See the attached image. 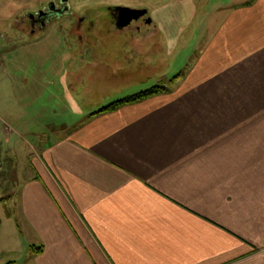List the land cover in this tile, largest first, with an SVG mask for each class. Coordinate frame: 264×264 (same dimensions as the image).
<instances>
[{"label":"crops","instance_id":"crops-1","mask_svg":"<svg viewBox=\"0 0 264 264\" xmlns=\"http://www.w3.org/2000/svg\"><path fill=\"white\" fill-rule=\"evenodd\" d=\"M219 20L157 95L59 125L32 99L9 111L4 141L31 158L0 264H264V0Z\"/></svg>","mask_w":264,"mask_h":264},{"label":"rangeland","instance_id":"rangeland-1","mask_svg":"<svg viewBox=\"0 0 264 264\" xmlns=\"http://www.w3.org/2000/svg\"><path fill=\"white\" fill-rule=\"evenodd\" d=\"M50 1L58 0H0V211L5 215L31 158L13 155L4 141L9 111L18 113L32 99L44 107L46 120L59 125L62 118L75 117L72 111L86 116L152 86L176 85L203 49L210 27L227 9L254 0H68L69 14L43 33L30 34L26 16ZM113 6L145 8L152 23L117 28L108 10ZM51 91L55 97L47 96ZM26 108L22 117L35 115V104ZM30 135L22 139L21 151L25 141L37 148Z\"/></svg>","mask_w":264,"mask_h":264},{"label":"flooded vegetation","instance_id":"flooded-vegetation-1","mask_svg":"<svg viewBox=\"0 0 264 264\" xmlns=\"http://www.w3.org/2000/svg\"><path fill=\"white\" fill-rule=\"evenodd\" d=\"M51 2H54L55 6L53 5V7L51 6V9H47V5ZM49 3H47L46 6L42 7L41 9H38L37 11L31 12L34 14L33 17H28L29 15L26 16V22H27V26H28V30L29 33L32 35H35L37 33L41 34L43 33L48 27L49 25L55 21V20H59L61 19L64 15L69 14V10L67 12H64L62 15H51V13L49 12H55L56 10L60 9L63 5H61L58 1H50ZM114 7H125L128 9H137V10H146V13L140 17H138L136 20H132L129 24H127L124 27H118L117 26V22L119 21V12L118 11H113ZM40 10H43L45 13H48L50 16H44L42 13L39 14L38 16L36 15ZM110 11L111 16L114 19L115 25L117 26V28H127L129 27L132 23H138L140 21V23L142 25H150L152 23L151 18L148 15V11L145 8H135V7H130V6H113L110 7L108 9ZM133 15H135L133 13ZM150 20V22L148 23L147 21ZM82 22V19H79L78 21V27L80 26V23ZM48 26V27H47ZM139 28V27H138ZM42 31V32H39ZM40 36V35H39ZM42 37V35H41Z\"/></svg>","mask_w":264,"mask_h":264},{"label":"water","instance_id":"water-1","mask_svg":"<svg viewBox=\"0 0 264 264\" xmlns=\"http://www.w3.org/2000/svg\"><path fill=\"white\" fill-rule=\"evenodd\" d=\"M67 2L68 0H59V3L63 6L60 9L56 10L54 13L53 12H49V13H51V15L53 14L59 16L62 15L64 12H67L69 10V6ZM53 5L55 6L54 2L49 3L47 5V9L50 10L51 6L53 7ZM113 11L119 12V21L117 22L118 27H124L127 24H129L132 20H136L138 17L146 13V10L128 9L125 7H114ZM41 13L44 16H50L48 13H45L43 10H40L36 15L38 16ZM133 13L135 15H133ZM28 15L29 18L34 16L33 13H29ZM147 22L149 23L150 20H148Z\"/></svg>","mask_w":264,"mask_h":264},{"label":"trees","instance_id":"trees-1","mask_svg":"<svg viewBox=\"0 0 264 264\" xmlns=\"http://www.w3.org/2000/svg\"><path fill=\"white\" fill-rule=\"evenodd\" d=\"M164 90H165V88H163V87L160 88L158 85H155V86H152L151 88L136 92V93L128 95V96H124V97L119 98V99H116V100L108 103L106 106L102 107L101 109L97 110L96 112H94L92 114H96V113H100V112H104V111L115 110L116 108H118L122 105L130 104V103L139 101L141 99L157 95L158 93H160ZM34 252L39 253L40 249L35 250ZM4 264H15V263L12 261H9V262H6Z\"/></svg>","mask_w":264,"mask_h":264},{"label":"built area","instance_id":"built-area-1","mask_svg":"<svg viewBox=\"0 0 264 264\" xmlns=\"http://www.w3.org/2000/svg\"><path fill=\"white\" fill-rule=\"evenodd\" d=\"M1 66H2V64H1V62H0V69H1Z\"/></svg>","mask_w":264,"mask_h":264}]
</instances>
